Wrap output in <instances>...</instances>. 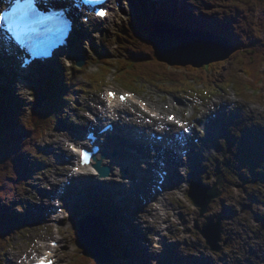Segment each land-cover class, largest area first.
Instances as JSON below:
<instances>
[{
  "label": "rangeland",
  "instance_id": "1",
  "mask_svg": "<svg viewBox=\"0 0 264 264\" xmlns=\"http://www.w3.org/2000/svg\"><path fill=\"white\" fill-rule=\"evenodd\" d=\"M151 0H146V7L149 6ZM192 1V0H189ZM180 2L183 3V5H185V2L180 0ZM215 5L212 8H208L204 11H201L202 13H199V11L195 10V16L196 18L201 21L202 19L207 20L208 17H212V19H216L218 16L222 17V15H224V12L227 11V13H233L234 15V19L233 22L234 23H230L231 26L228 29H224L226 30L224 33L225 35H227L228 37H233L234 36V31H237V33L239 35H236V39L235 41H239L240 44H246V42H251L253 40L258 39L259 43L261 44V46H264V30L262 31H257L254 26H253V21H252V12L254 11L256 13V11L253 9L254 7H251L249 4H247L246 2L243 1H235L232 4H225L224 1H219L218 4L216 1H214ZM226 6V7H224ZM224 7V8H222ZM239 8V9H238ZM229 9V10H228ZM216 10V11H215ZM220 12V13H219ZM206 15V16H203ZM257 14V13H256ZM140 15V13H139ZM237 18V19H236ZM132 20V18H131ZM130 20V21H131ZM204 21V20H203ZM122 22V19L120 18L118 22L116 23H110L107 25L108 28L110 29V35L106 36L103 38V41H98V45H102L107 43V41L109 42L110 45V52L108 53L109 55H112L113 57H120L125 51L122 50V48L117 47L116 46V40H117V36L120 35L119 32H116V28L119 27L120 23ZM216 22V21H215ZM215 22H210L211 25H208L207 28H204V30H211V31H216V30H212L214 29L216 23ZM224 25L225 22L223 21ZM127 24V23H126ZM228 24V25H230ZM241 26L242 29H240ZM128 28V27H127ZM163 30V29H162ZM245 30L246 34L243 35L241 34L243 31ZM163 32V31H162ZM218 33V31H217ZM243 35V36H242ZM139 43V42H138ZM141 44V42H140ZM143 44V43H142ZM144 45V44H143ZM206 57L207 56H212L214 54V47L213 45L211 46V48L209 49H205L204 52L206 53ZM244 56L245 57H253V56H258L259 58H261V60L263 61L264 64V55H262L259 52H244ZM105 63H107L108 61L111 63H115V61H111L109 60V56L108 58H104ZM251 67H253V65H250ZM264 66V65H263ZM64 70L68 75H71L74 70L71 69V67L65 65V61L62 60L56 62V64H54L53 66L50 67V70H54V72H58L59 70ZM231 69V67H230ZM229 69V71H230ZM87 72H91L89 69H86ZM106 69L102 68L100 70V72L96 75L93 74H89L88 79L83 78L82 75H77L75 76V83L71 84L72 86L76 85V82H78V85L80 86H84L85 87V91H80L79 93V98L75 99V103H73V105H70V108L66 109V111H64V114H67V116L64 118V120L66 122H68L69 124H75V123H79L82 118H81V112H79V109H81L82 107H86V105L90 104V103H96L98 102V98L102 99L104 98V93H103V87L100 89H96L91 82H95L94 78L96 76L101 75L102 78L98 79V80H102L105 78V81L107 84H112L115 87L118 88H122V84L118 81L119 77L114 80L111 81L108 78H106V74L104 73L102 75V72H105ZM264 71V70H263ZM231 73H233L234 76V80L236 81V85H230L227 86L225 89L219 91V92H215V95H212L210 98L205 97L204 100L210 102V104L213 103L214 100H221V98L223 97L224 99L227 98V94H231V95H236L237 90L241 91L239 98L245 100V97H250L252 100H257L258 102H261V106H264V98L258 97L256 95L252 94V91L245 89V86L240 85L238 83H244V79H240L239 77L241 76V78H243V74L241 72V68H238V72L236 69V64H234L232 66V69L230 71ZM228 73L227 70L223 72V74H227V76H229L231 73ZM51 74V72L49 73ZM253 74H257L256 71H254L252 69L251 72V76ZM225 75H221L222 77H225ZM255 81L257 82V76L255 77ZM81 82V83H80ZM144 83L145 86L143 88L144 91L146 92H154L155 94H160L163 95L162 92H160L158 90V88L150 83H146L145 81L141 80V84ZM196 84V83H194ZM33 90V89H32ZM26 91H28L26 89ZM79 92V90L77 91V93ZM17 94H19L20 97H18V101H19V105H21L22 107L20 108L21 112H23L24 115V122H25V118L27 117V112H28V106H27V97L25 95H23L20 91L17 90ZM177 95L182 96L185 100H187L189 102V108H191V101H190V94L185 93L184 91L182 92H178ZM189 97V98H187ZM66 99V98H63ZM67 101H69V99L67 98ZM197 102H199V104L202 103L201 100H198ZM250 104L252 103L251 101H248ZM67 105L62 104V106ZM77 109L78 111V115L76 117V119L73 121L72 116H69L70 114V109L73 108ZM72 110V109H71ZM257 110V109H255ZM69 113V114H68ZM74 117V116H73ZM29 118V117H28ZM68 120V121H67ZM259 124V123H257ZM57 126V124H54L53 126ZM45 128H48V126H44ZM62 130H50L48 131V133H46L44 135L43 140L38 142V147L41 149L40 152V157L38 158V160H44V163H39L38 161H35L34 163L37 164L36 168H50V173L58 178H60L58 176V173L60 172L59 169L56 166V158L54 157L55 153H50L49 149H51L52 147H49V143L52 144V146H54L55 149H59L58 145L61 143V139L59 137V135H61V132L63 130L66 129L65 125H62ZM15 129H10L11 132H13ZM232 133L237 137L242 135V132L239 131L238 133H236V130L234 129V127L231 128ZM249 133H255L257 131V128H252L251 130H247ZM5 135L4 131H3V126L0 125V138H2ZM234 137V139L236 138ZM62 138V137H61ZM238 138V137H237ZM220 144V143H219ZM0 145H3L2 143H0ZM231 146L233 148V150L235 149V141L233 140V142L231 143ZM57 147V148H56ZM229 148V142L225 141L224 143V147L222 148L223 150H228ZM56 153L62 152L61 150H55ZM44 152V153H43ZM228 154V153H227ZM28 155H31L30 153ZM32 156V155H31ZM211 160H208V158L206 156L202 157V162L205 163V165L208 166V171L204 172V174L201 175L202 179L204 180V182L209 183V184H213L217 177H218V164L222 163V160L224 159V157L222 155H212L209 156ZM2 157L0 156V159ZM51 164H53L51 166ZM223 165V164H222ZM56 166V167H55ZM262 171V169H260ZM58 171V173H57ZM226 173L230 172L232 173L231 169H227L225 170ZM3 172L1 171L0 168V179L2 177ZM212 174H216L213 175ZM249 174V173H248ZM235 175V174H234ZM48 176V169L43 170V172L41 171L40 175H34V178L32 183L33 186H28V188L20 190V194L18 193V202L17 204H21L19 205V207H16V215H19L18 220H20L18 223L19 228L13 232L11 235H7L5 237V239L3 241H0V264H8L7 260H11L10 257H15L18 261L23 262V260L26 259V256L28 257V252L33 253L35 250H33L35 247L34 245H36V247H39V243H42L40 241V238H48L50 236H52V234H54L56 228L53 226L52 230H49V223L48 221L44 222L39 225V223L41 222V220H39V218L37 217V214H39L40 210L38 212H35L36 209H39V206L43 203V201H45V197L44 194L45 192L36 189V185L37 182H40L41 184H44L46 186H50L48 184V182H45V179ZM236 178L238 179V181H235L234 179V183H232V185L228 186L227 189V185H224L223 187V193H222V200H217L214 205L211 207L212 210V215L215 216H219V211L220 210H227V211H232V209L235 207V203L238 202L239 200H241L242 198L245 200L244 202V206H238L237 210L239 212H236L234 215V224L231 226V224H229V227H232L233 229L230 228V232L233 233L232 235L234 237H236L237 239L233 240L232 242H230V247L228 249H225L226 251H224L223 255L224 257L227 258V262L225 264H264V259L259 258L258 256H262L263 253L259 252V246L262 242L261 239H257L254 238L255 235L260 236H264V183L258 181L255 182L253 179V177L249 174V178L247 177V175H245L244 180H240L238 178V175H235ZM2 182V181H1ZM0 182V183H1ZM244 186V187H243ZM239 188V193H243L245 192L247 194V197L245 195H240L238 197L237 194V190L235 192V188ZM263 192H262V191ZM38 192V196L36 197V194ZM185 204L187 206H189L190 208L193 209L196 208L191 202H185ZM212 204V203H211ZM100 205V203L98 202L97 199H93V205L92 207L94 208H98ZM126 205L127 203L123 204V209L121 212H126L124 214V216L120 215L122 217L125 218H133L135 217L132 211H126ZM211 206V205H210ZM210 208V207H209ZM246 208V214H243L244 209ZM198 209V208H196ZM110 211V209H107ZM199 211V209H198ZM197 211V212H198ZM177 212L182 213L183 218H185V214H184V208L181 206V204L178 202L176 203V209L172 210L173 214H176ZM189 212V216H187L188 218V224L187 226H182V231H184L185 229L188 230V234L185 238H182L181 236L176 234L175 238H171L169 239V243L171 242H176L179 245L180 241L182 240H188L191 241V243L196 242L201 246V250L203 252H205V254L210 255V257H213L214 253L213 251H211L210 249L206 248V246H203V242H204V238L201 237L202 242L198 241V239H200V233L199 231L194 230V224H196V219H194L193 216V212L192 211H188ZM36 213V214H35ZM200 214V212H198ZM180 218V216H179ZM27 219H30L29 221ZM194 219V220H193ZM75 221H78V219H76ZM141 218L139 216V214H137L136 216V221H135V226H134V231L132 232L131 236L132 238L134 236H138L140 238H142V232L141 229L139 227ZM182 223V219L180 218L179 221H177L175 224L176 226H179ZM200 224H202L199 221ZM230 223V221H229ZM250 223H253V227L249 228ZM124 225V223H122ZM28 225V226H25ZM223 225L225 227V223L223 222ZM69 229L67 230V228H65V232L64 234H66V246L64 248H61L58 250L60 256L62 257V260L64 261V263L66 264H72L73 262H80V260L76 257V255L79 253V248L76 244L75 239H73L72 234H74V228H76V223H74V221H72V223L70 222L69 224ZM139 227V231L136 229V227ZM181 226V225H180ZM203 226V225H202ZM239 231H245V234H238ZM262 232V234H261ZM56 234V233H55ZM202 236V235H201ZM229 236V234L227 235ZM177 237H180L177 238ZM150 238H151V234H150ZM168 238V237H167ZM39 240V241H37ZM243 241L246 242V244H248V249H246V252H242V253H238L237 251L239 250L240 245L243 243ZM205 245V244H204ZM192 246H190L189 243V247H184L181 246V252L179 251L180 248L174 249V246L171 247V249H173L171 252H167L164 253L163 259L161 260L160 264H175L177 262L180 261V259H182L183 255L184 256H189L192 253L194 254H199V252L195 251L194 248H191ZM41 248V247H40ZM78 249V251H77ZM179 249V250H178ZM230 250V251H229ZM215 255V254H214ZM170 256H176V259L170 260L169 257ZM140 254H136V252H132V253H125V259L126 260H133L135 264L136 261L139 262V258H140ZM185 257H183L184 259ZM122 260V259H121ZM116 264H123V262H118ZM131 264V262L129 263Z\"/></svg>",
  "mask_w": 264,
  "mask_h": 264
},
{
  "label": "trees",
  "instance_id": "2",
  "mask_svg": "<svg viewBox=\"0 0 264 264\" xmlns=\"http://www.w3.org/2000/svg\"><path fill=\"white\" fill-rule=\"evenodd\" d=\"M250 1L258 12L257 17V25L262 26L264 23V0H246ZM153 25L152 23H148V29L146 30L145 36V43H147L146 47L143 49L142 55L140 56L139 60L140 62L148 69L155 70V71H162L163 73H169V72H175V73H181L188 75L190 72L198 73L201 75H204V77H216L219 75H223V72L228 69V66H232L235 63H239L240 67L244 66V69L246 72L251 73L252 69L256 70L257 66L251 67L249 64V56L245 57L244 52L245 50L238 49L235 51L228 60L224 61H217L212 62L206 65L205 67H192V66H186V67H180L178 65L171 66L168 63L162 62L158 60V58L155 55V51L153 48L152 43L149 41L150 36V30H152ZM208 69V71H207ZM208 75V77H207ZM250 81V79H249ZM168 82L173 83L172 80H168ZM176 84L181 83L179 79L175 80ZM35 103L33 104V107L31 109L32 117L29 120V124L32 125V128L35 129L31 134H27L23 136H28L27 140L25 142L21 141L22 135L17 138L18 144H14L12 148L15 152H17V156H14L13 161H8L7 168L9 175L4 179V182L0 185V206H2L3 203H6V200L10 198V195H13V193H16V190L18 189V185L24 183L25 179L22 178V170L20 167V163L24 162V165L26 166V161L23 159L22 154H28L30 152H33L35 149L36 142L38 141V138H41V136L44 133V126H51L52 123L55 121V117H60L62 112H59L58 110L54 111L52 108L54 106L50 105L47 106L44 110H39L36 112H33V109L35 107ZM57 112V113H56ZM59 113V114H58ZM34 133V134H33ZM30 136V137H29ZM18 157L21 158L18 160ZM19 178V180H17ZM26 178V177H25ZM1 210L3 211L4 209ZM5 213H0V233L2 226L6 225L5 222ZM3 236V234H0V239Z\"/></svg>",
  "mask_w": 264,
  "mask_h": 264
},
{
  "label": "bare ground",
  "instance_id": "3",
  "mask_svg": "<svg viewBox=\"0 0 264 264\" xmlns=\"http://www.w3.org/2000/svg\"><path fill=\"white\" fill-rule=\"evenodd\" d=\"M134 3L137 4L138 3V0H134ZM134 3H131L130 2V3H126V4L131 7L132 4H134ZM127 5H124L123 6V9H126V8L128 9L129 7ZM110 6H111V9H114V10L117 9V10H119L118 7H116V3L115 2H113V4H111ZM137 9H139V6L138 5H137ZM106 19L109 20L110 19V16H107ZM112 19H114V13L111 14V20ZM93 21H95V19H93ZM82 24H84V23L79 22V28L82 26ZM109 52H110V50L108 49V53ZM7 58L8 59L11 58L9 54H7ZM0 68H2V67L0 66ZM239 68H240V66H239ZM9 71L12 74V75H10L12 77V81L15 82L16 81L15 69H9ZM5 77H6V74H5V76H2L0 74V80L1 79H4L2 81H5L7 79ZM249 79L252 80L251 74H250V78ZM1 83L2 82H0V84ZM21 85H22V87H25L26 86L23 82L18 83V87H21ZM145 100H148L149 101V104L152 107L154 105L160 106V104L158 102H153V100H152L151 97H149L148 99H145ZM235 103H236V97H234V96H232V95L229 94L228 95V99H227V105L229 107H233L235 105ZM130 105L133 106V107H135L136 109H138V106L137 105H135V104H130ZM219 106H220V102H217V101L213 102L212 105L211 104H208V105L206 104V108H200L197 105L193 104V106H192L193 112H191L189 114V116H188L189 118H191V117H193V115H194L195 112H199L200 113L199 122L196 123L193 126V131L194 132H198V133H200L202 135H204V132H206L207 136H206V139H205V142H204L205 144H208L210 141H213V142L216 143V142H218L223 137L222 134L215 135L214 133H212V132H210V131L207 130V127L208 126H212V123L220 124L222 122V118L226 114V110H222L216 120L215 119H212L211 122H208L207 121L208 116L213 111H215L217 108H219ZM250 108L251 109H259V106L251 105ZM181 111H182V108L180 110V115H181ZM117 112L118 111H116V113L113 114L115 117H117L118 115H121V114H117ZM137 114H138V110H137ZM121 119H122V117H121ZM129 120L130 121H134V122H139L138 121V118H137V116L135 114H131ZM182 120H184V119L182 118ZM87 121H89L88 118H87ZM167 126H170V124L167 123ZM171 128H172V126L167 127V129H171ZM217 128H220V127H216V128H214V130H216ZM62 133H66V130L65 131H62L61 134ZM51 143H53V142H51ZM143 145H144V149H145L146 144L144 143ZM214 147L218 148L217 145H215ZM150 153L155 154L152 151H150ZM205 154H212V150L209 148L208 145L205 147ZM170 157L172 159V166L176 169V171H181L182 169H186L188 173H190V172L193 171V166L192 165L184 164V163H182V164L179 163L178 164L177 163V160H176L177 158L172 153L170 154ZM120 159L123 160V156L122 155L119 156V157H117V158H115L113 160L114 172L110 176V177H112L111 178V182H114V180L116 179L115 177H119L120 176L119 175V171L123 167V165H125V163H123V164H119L118 163V161H120ZM195 162H197V159L195 160ZM48 172H50V169L49 168H48ZM51 177H52V179H49V180L51 182L54 181L56 183L54 177L53 176H51ZM85 179H86V182L89 184V187L94 190V185L92 184V177L91 176H87ZM180 179L183 180L184 177L181 175L180 176ZM62 181H63L62 179H58L57 180L58 183H61ZM28 186H33V183L30 181L29 184H28ZM90 188H88V187L85 188L84 186L78 187V194L77 195H78V198H79V204H76L75 206H73L74 207L73 208L74 210L69 211L70 212L71 219H74L75 217H77L79 215H82V214H84L86 212V210H87V204L90 203L91 198L93 196V192H92V190ZM36 189L37 190L42 189V184L40 182H37ZM52 189H54V188H52ZM37 196H38V193H37L36 197ZM43 199H46V198H43ZM46 203L47 204H52L53 203V199L48 197L47 198V201L45 202V204ZM43 204H44V202H43ZM104 206L107 207L106 205H104ZM186 209L192 211L193 213H196V210H194V209H192L190 207H186ZM138 213H139V216L141 218L140 223H141L142 226H145V225L158 226L159 225V218H160V211H159V209H157L155 207H152L150 205H143L139 209ZM219 215L223 218V220L225 222H228V225L230 224L229 221L232 218V213H228L227 210H220L219 211ZM167 216L169 217V215H167ZM39 224H41V222ZM172 226H173V222H170L169 227H172ZM166 228H167L166 226H162L160 229L165 230ZM229 228H232V227H229ZM61 230H63V229H61ZM245 233H246L245 231H239L238 232V234H245ZM261 234H262V232H261ZM150 246L152 248H154V244L153 243H150ZM34 247L37 248L36 245H34ZM10 258H11V260L8 261L9 264L17 263V259L15 257H10ZM221 261L222 262H226L227 261V258L226 257H223Z\"/></svg>",
  "mask_w": 264,
  "mask_h": 264
},
{
  "label": "water",
  "instance_id": "4",
  "mask_svg": "<svg viewBox=\"0 0 264 264\" xmlns=\"http://www.w3.org/2000/svg\"><path fill=\"white\" fill-rule=\"evenodd\" d=\"M200 35L197 39L190 38L182 32H178L176 34L169 35V39L163 35H154L152 40L154 41V45L157 51V56L160 60L166 61L172 65L174 64H194L196 66H201L206 63H210L215 60H222L229 56V53L232 51L230 48V44H226V47H219L218 51H214V56H207L204 52L207 47H211V40L214 41H223L215 36L206 35V34H198ZM194 43V44H192ZM208 50H206L207 52ZM217 194H211V198L216 197ZM205 209V208H204ZM203 209V210H204ZM212 226L211 224L207 227ZM206 227V228H207ZM204 235L207 237L210 244L214 245L216 241L220 238L219 230L214 231L209 228L204 231ZM98 234V231H97ZM80 246L84 248L85 253L89 256L94 257L97 261H102L99 258L97 251L101 249L98 240L92 241L87 234L81 235V239L79 241Z\"/></svg>",
  "mask_w": 264,
  "mask_h": 264
},
{
  "label": "snow or ice",
  "instance_id": "5",
  "mask_svg": "<svg viewBox=\"0 0 264 264\" xmlns=\"http://www.w3.org/2000/svg\"><path fill=\"white\" fill-rule=\"evenodd\" d=\"M38 15L34 5L28 0L26 3H21L20 0H17L15 9L13 13H0V27L4 26V21L7 18L9 29L20 28L26 26L27 24L34 22L35 17ZM99 15H105L104 12H100ZM109 95H113L110 93ZM124 99V97H121ZM187 131V129H185ZM81 155L86 159L87 153H81ZM39 264H51L50 261L45 262L43 259Z\"/></svg>",
  "mask_w": 264,
  "mask_h": 264
}]
</instances>
